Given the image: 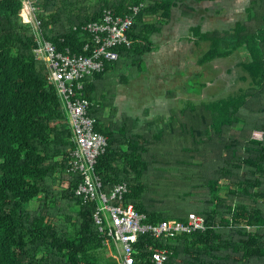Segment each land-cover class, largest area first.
I'll list each match as a JSON object with an SVG mask.
<instances>
[{"label":"trees","instance_id":"16d2710c","mask_svg":"<svg viewBox=\"0 0 264 264\" xmlns=\"http://www.w3.org/2000/svg\"><path fill=\"white\" fill-rule=\"evenodd\" d=\"M24 1L0 0V264H123L94 224L92 203L75 195L78 176L67 174L72 132L50 71L35 56L32 26L21 22ZM30 1L43 36L76 54L91 38L75 28L99 22L105 10L126 17L145 4L129 31L132 48L117 49L119 60L142 63L157 49L152 37L163 32L175 7L217 0ZM200 30L195 42L210 48L199 67L209 65L205 71L213 73L211 62L242 50L244 88L161 118L119 117L109 88L99 84L117 62L107 64L104 74L85 81L96 131L109 142L97 171L107 191L128 183V201L147 213L148 223H186L190 212L205 220V231L169 240L141 237L137 264H150L158 251L169 252L168 264H264V0H250L232 30ZM177 195L199 198L185 210L191 204ZM101 250H113V258L101 259Z\"/></svg>","mask_w":264,"mask_h":264},{"label":"built area","instance_id":"2783aa9c","mask_svg":"<svg viewBox=\"0 0 264 264\" xmlns=\"http://www.w3.org/2000/svg\"><path fill=\"white\" fill-rule=\"evenodd\" d=\"M145 4L133 7L126 17H117L105 10L99 22L75 28L91 38L76 54L69 48L58 46L43 36L42 22L37 19L35 3L24 1L21 22L32 26L38 46L34 50L38 60L46 63L50 81L55 85L58 97L67 115L72 132L74 149L70 152L67 174L78 176L75 195L82 203H92L93 221L97 225L106 245L112 242L123 258V264H137L135 254L140 238L149 236L156 240H169L179 235L205 231V220L197 213H189L186 223L164 221L148 223L147 213L128 202L129 186L125 181L114 184L106 190L104 180L97 171L99 159L107 153L108 138L96 131V119L90 115L93 104L85 97V81L98 74H104L107 64L116 63L121 55L117 49L133 46L129 31L135 24ZM25 9H28V18ZM169 252L158 251L150 264H168Z\"/></svg>","mask_w":264,"mask_h":264},{"label":"crops","instance_id":"0c3cea01","mask_svg":"<svg viewBox=\"0 0 264 264\" xmlns=\"http://www.w3.org/2000/svg\"><path fill=\"white\" fill-rule=\"evenodd\" d=\"M225 1L228 0H217L215 2H205L203 4H196L195 2L188 1L185 7L182 5L175 7L172 12V19L164 26L163 32L160 35L152 37L154 44L157 45V49L144 56L142 63L144 64L145 69L139 60L133 62L132 59L129 60L127 58H121V60L114 64L109 71H107L105 77L100 80V87L105 89H113V87H115L113 94H116V103L120 106H124L126 103L133 104L136 110L139 111V107L137 105H141L143 101L137 100L138 97L136 98V91H134V89L139 87L140 89L137 90V94H141V88L145 86L149 88L150 85L148 81L151 77L155 78L154 73L158 71H165L169 66L170 69L178 67L180 68L179 71H188L190 69L191 61L187 59V55L190 56V45H192L194 50L192 53H194L196 49H200L202 46L200 45L199 47V42H195V37L197 35L195 32L196 28L199 27L201 29V33L222 30L225 23L234 28L239 21H242V19L245 18L247 8L244 10H242V8H233L231 11L226 12V10L221 8L222 6H218L219 8L216 7L217 4L220 5V3H224ZM229 1L232 3V0ZM215 7L217 10L213 12V8ZM183 40H186L187 42L184 43ZM237 54L239 55H237L234 64H231L232 69H241L240 64L244 57L242 60H240L239 57L244 56V53L240 50ZM182 57L185 61H176L177 58ZM199 58L192 61V63L194 62L193 70L195 69L194 71H199L201 68L203 69V72H207L205 70H207V66L209 65L199 67ZM218 60L219 59H216L211 62L210 65L219 63L217 62ZM231 68H228L226 72H231ZM118 74L122 76L116 77ZM125 76H127V78H125ZM210 83L213 84V82ZM153 101L154 100H152V103ZM154 104L157 105V100H155ZM149 109L152 113L151 108ZM146 111L147 108H144L143 112ZM154 112H156V110ZM142 114L143 115L139 117L144 118L146 113ZM122 115L123 113H119V117ZM149 116L155 117V114L149 113Z\"/></svg>","mask_w":264,"mask_h":264},{"label":"rangeland","instance_id":"374dc122","mask_svg":"<svg viewBox=\"0 0 264 264\" xmlns=\"http://www.w3.org/2000/svg\"><path fill=\"white\" fill-rule=\"evenodd\" d=\"M249 4L250 0H232V3L228 0L224 3H220V5H215L217 8H219L218 6H222L221 8L226 10V12H229L233 8H242V10H244L249 6ZM216 7L213 8V12L217 10ZM24 13L26 14L24 17L28 18V9H25ZM244 19L245 18H243L242 20ZM225 29L232 30L233 28L225 23L222 30ZM183 42L186 43L187 41L183 40ZM201 45V47L199 46L200 49H196L194 53H192V51L194 50L192 45H190V56L187 55V59L191 61V66L188 71H179L180 68L178 67L170 69L169 66L165 71L155 72V78L151 77L148 81L150 85L149 88H147L146 86L141 88V94H137V90L140 89L139 87L134 89V91H136V98L138 97L137 100L143 101L141 105H137L139 107V111L136 110L133 104L126 103L124 106L118 105L115 101L116 96L113 94V92L115 91V87H113V89L109 88V90L107 91V93L112 94V98L109 100L110 103H113V105L117 107L118 113L127 114L128 116H131V118H133L134 116H141L143 115L142 113L155 114V117L161 118L165 115H169L170 109L175 110V108H184L187 104L200 106L203 105V103H207V101L235 96L240 88H244V83L240 80L241 76L245 74L244 70L242 69V67H240L241 69L231 68V64H234L237 55H239L240 53L233 54L232 56H229L227 58L219 59L217 61L219 63L213 65V73L203 72V69L201 68L199 71H194V62L192 63V61L197 60L200 56L203 55L205 51L210 48V43L202 42ZM239 58L240 60H242L243 56H240ZM181 60L185 61L183 57L177 58L176 61L181 62ZM228 68H231V72L229 73L226 72ZM117 76L120 77L122 75L118 74L116 75V77ZM125 78H127V76H125ZM208 79L213 80L214 83L212 84L209 82V86L202 89L201 84H204V82H208ZM213 96H216V98H213ZM152 100H154L153 103ZM155 100H157V105L154 104ZM144 108H147L149 112H143ZM149 108H151L152 113L150 112ZM155 110L156 112H154ZM107 114H109V111H107ZM253 138L262 140L263 135L260 133H254ZM149 196L151 197L152 195ZM177 196L185 198L187 200L185 204H191L184 205L183 208L185 210H189L192 205H195V202L191 199L199 198L198 195ZM31 205L33 210L36 209L38 207L37 200L33 201ZM161 209L164 210L163 207H161ZM109 251L110 252L107 255V252L105 250H101V259H103L104 257H106V259L108 260L112 259L114 255L113 250Z\"/></svg>","mask_w":264,"mask_h":264}]
</instances>
